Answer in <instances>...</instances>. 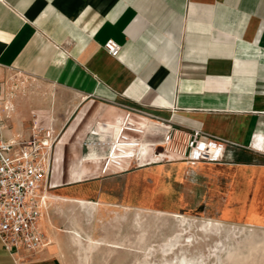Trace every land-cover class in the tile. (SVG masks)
<instances>
[{
    "label": "crops",
    "instance_id": "crops-1",
    "mask_svg": "<svg viewBox=\"0 0 264 264\" xmlns=\"http://www.w3.org/2000/svg\"><path fill=\"white\" fill-rule=\"evenodd\" d=\"M110 39L115 57L103 49ZM12 73L45 96L27 105L4 95ZM0 98L11 107L5 139L32 123L57 137L40 221L48 245L21 264H69L52 218H86L63 199L117 206L104 185L132 170L99 177L101 148L87 144L106 141L124 108L151 116H134L146 142L197 130L221 144L210 160L264 166V0H0ZM0 264H14L1 243Z\"/></svg>",
    "mask_w": 264,
    "mask_h": 264
},
{
    "label": "rangeland",
    "instance_id": "rangeland-1",
    "mask_svg": "<svg viewBox=\"0 0 264 264\" xmlns=\"http://www.w3.org/2000/svg\"><path fill=\"white\" fill-rule=\"evenodd\" d=\"M2 83L4 95L18 96L27 105L45 96L44 86L20 74H9ZM174 163L108 179L105 200L117 206L98 208L93 218H52L58 229L54 239L67 252V262L264 264V166H239L231 159L198 167ZM208 219L222 225L203 228ZM68 229L103 241L86 258L70 247Z\"/></svg>",
    "mask_w": 264,
    "mask_h": 264
},
{
    "label": "built area",
    "instance_id": "built-area-1",
    "mask_svg": "<svg viewBox=\"0 0 264 264\" xmlns=\"http://www.w3.org/2000/svg\"><path fill=\"white\" fill-rule=\"evenodd\" d=\"M103 49L110 56H117L120 46L107 40ZM0 243L14 260L21 264L38 254L48 240L40 227L42 212L47 204L52 152L56 136L50 129L29 127L28 134L15 133L3 137V114L11 107L0 98ZM4 111V113L2 112ZM134 116H151L132 107L113 126L106 141L87 144L101 148L98 159V176H109L113 167L128 171L146 166L184 162L187 165L201 162H220L222 154L210 160L213 149L221 144L208 140L197 130L187 131L170 127L158 142L144 141L146 126Z\"/></svg>",
    "mask_w": 264,
    "mask_h": 264
},
{
    "label": "bare ground",
    "instance_id": "bare-ground-1",
    "mask_svg": "<svg viewBox=\"0 0 264 264\" xmlns=\"http://www.w3.org/2000/svg\"><path fill=\"white\" fill-rule=\"evenodd\" d=\"M60 201V200H59ZM63 201H69V202H72L73 204L75 203L76 206H77V209L81 212V214H84L86 215V218H93L94 217V213L96 212V203L94 202H90V201H84V200H68V199H63ZM65 203V202H64ZM125 210H130L128 207H124ZM138 211V210H137ZM144 211V210H143ZM68 214V213H67ZM137 215L139 213H136ZM141 214V213H140ZM147 214V213H146ZM157 214V213H156ZM72 216V215H71ZM160 216V215H159ZM167 216V215H166ZM169 216V215H168ZM170 216L172 218H178L179 221L181 223H184L186 220H185V216L183 215H180V214H176V213H171ZM69 217V216H68ZM139 217V216H137ZM148 217V216H147ZM157 217V216H156ZM163 217V216H162ZM161 216L159 218H162ZM167 218V217H165ZM169 218V217H168ZM124 219V218H123ZM206 219V218H205ZM194 220V219H193ZM74 221V220H73ZM72 221V222H73ZM136 223H137V220H135ZM139 221V220H138ZM75 222V221H74ZM175 222V221H174ZM179 222V223H180ZM191 222V220H190ZM200 222V221H199ZM178 224V223H177ZM187 224V223H186ZM190 224V223H189ZM201 224V223H199ZM226 224V223H225ZM138 225V224H137ZM188 225V224H187ZM192 225V224H191ZM219 225H222L219 221L217 220H205L203 221V228L204 227H211V226H219ZM142 226V225H141ZM194 226V225H193ZM235 226V225H234ZM195 227V226H194ZM74 228V227H73ZM181 228V227H180ZM186 228V227H185ZM219 228V227H218ZM141 230V229H140ZM143 230V229H142ZM186 230V229H185ZM202 231V230H201ZM217 231V230H216ZM63 232V231H61ZM66 233L69 234V238H70V247L71 248H74L75 250H77V252H80V254H83L84 257L87 258V256H90L88 255V253H90L92 250H94L95 248H97L100 244H101V241H98V240H94L93 238L89 236H82L79 231L75 230V229H68L65 231ZM180 232V231H179ZM263 232H264V229H263ZM69 238H68V241H69ZM111 243V242H110ZM117 244V243H116ZM103 245V244H102ZM113 245V243H112ZM108 246V245H107ZM73 249V250H74ZM97 251V249L95 250ZM93 251V252H95ZM73 252V251H72ZM92 252V253H93ZM75 254V253H74ZM77 255V254H76ZM93 255V254H92ZM77 257V256H76ZM81 257V256H80ZM91 257V256H90ZM89 257V258H90ZM88 258V259H89ZM78 259H81V258H78ZM143 259V258H142ZM90 260V259H89ZM79 261V260H78ZM82 261V259H81ZM80 261V262H81ZM83 264L84 261L82 262ZM87 263V262H86Z\"/></svg>",
    "mask_w": 264,
    "mask_h": 264
}]
</instances>
